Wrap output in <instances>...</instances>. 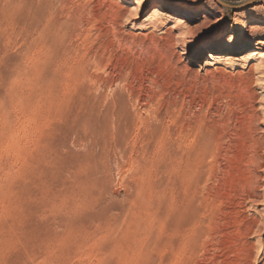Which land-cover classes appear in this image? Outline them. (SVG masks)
<instances>
[{
  "label": "rangeland",
  "instance_id": "obj_1",
  "mask_svg": "<svg viewBox=\"0 0 264 264\" xmlns=\"http://www.w3.org/2000/svg\"><path fill=\"white\" fill-rule=\"evenodd\" d=\"M131 2L0 0V264H264V3Z\"/></svg>",
  "mask_w": 264,
  "mask_h": 264
},
{
  "label": "bare ground",
  "instance_id": "obj_2",
  "mask_svg": "<svg viewBox=\"0 0 264 264\" xmlns=\"http://www.w3.org/2000/svg\"><path fill=\"white\" fill-rule=\"evenodd\" d=\"M123 2L124 1H127V0H122ZM144 4L145 2H143L142 5H139L137 8H136V12H137V9H141L144 7ZM168 7L165 6L164 4L162 5H159V6H156L154 7L152 10H154V14L152 16H149L145 19V23L147 24H153V25H161L163 26L165 24V22L167 23L168 21H171L172 22V26H170L169 29H167V31L164 33L167 37H166V40L168 38L169 41L172 40V42H174V38L176 39V34L175 32H177V30L181 29V30H184L183 33H178V35L180 37H183L185 38L187 33L192 29L191 26H189V23L190 22V18L187 16V15H184V14H180V13H172V12H167L166 9ZM185 8V7H183ZM200 11V9H196L194 11V14H197L198 12ZM158 30V29H157ZM182 32V31H181ZM148 34V33H147ZM178 36V37H179ZM167 40V41H168ZM55 41V40H54ZM52 45V44H51ZM56 46V45H55ZM218 50V49H217ZM249 50V49H248ZM239 52V49L233 47L229 52H227L226 54L228 55L225 60H228L231 61V60H234L235 57H233L234 55H236L237 53ZM219 53H221V51H219ZM217 51H214L213 53L209 54L208 57H209V60H208V63L210 65H216L218 64L220 61H221V57L219 56V54ZM54 55V54H53ZM258 60V65L259 67L263 70L264 72V42H259L257 44V47H256V51H249L246 55V58H245V62L246 63H250V62H253L254 60ZM258 68V66H257ZM259 68V70H260ZM258 70V69H257ZM253 71V69H252ZM252 71L250 72L249 74V78L253 79V75H252ZM51 78V77H50ZM52 78H54V80L56 79L55 76ZM262 78V77H261ZM52 80V79H51ZM50 80V81H51ZM248 80V79H247ZM256 80V79H255ZM118 82V79L115 80V81H112L111 83H117ZM57 83V82H55ZM53 85V84H52ZM55 86V85H54ZM120 100V98H119ZM123 102L124 101H120L119 104L117 105V108L114 110V112H111L113 113L111 115L112 117V120L111 122H107L106 123V129L105 131H108L110 133H112L114 137H116L115 135L119 136V134L122 132L123 128L125 130H127V133H128V130L130 129V126H128V124L126 123L125 126L121 125L120 121L123 119H126L128 120V118L131 116L129 112H127L125 110V107L123 105ZM109 112V111H108ZM107 112V113H108ZM106 113V114H107ZM110 113V112H109ZM129 113V114H128ZM105 114V115H106ZM130 115V116H129ZM106 118V117H105ZM99 119V118H98ZM108 119V120H109ZM107 120V119H106ZM122 120V121H123ZM133 124V123H132ZM105 127V126H104ZM132 130V129H131ZM132 132V131H131ZM152 132V131H151ZM124 133V132H123ZM122 134V133H121ZM126 134V132H125ZM130 134V133H129ZM234 134V133H233ZM111 135V134H110ZM132 135V133H131ZM158 135V134H157ZM124 139V138H123ZM263 145V144H262ZM177 158V157H176Z\"/></svg>",
  "mask_w": 264,
  "mask_h": 264
},
{
  "label": "snow or ice",
  "instance_id": "obj_3",
  "mask_svg": "<svg viewBox=\"0 0 264 264\" xmlns=\"http://www.w3.org/2000/svg\"><path fill=\"white\" fill-rule=\"evenodd\" d=\"M144 0H132L130 4L131 11L129 12L130 17L133 19L136 18L137 13H136V8L139 5H142ZM261 3H264V0H260ZM196 5H193L195 7ZM233 8L234 12H239V13H245L249 15H255L252 9L255 7V3H242V4H235L231 6ZM247 15L245 17H242L241 19H246ZM261 20L264 21V15L261 16ZM255 24L254 21H249L248 28L253 27ZM261 27L264 28V23L261 24ZM247 31V28L245 29ZM250 34V33H249ZM261 39H264V37H261Z\"/></svg>",
  "mask_w": 264,
  "mask_h": 264
}]
</instances>
